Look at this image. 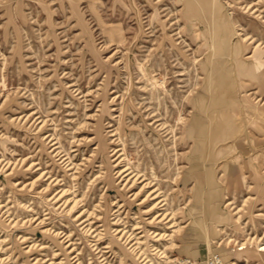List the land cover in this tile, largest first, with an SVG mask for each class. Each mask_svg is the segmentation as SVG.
Returning a JSON list of instances; mask_svg holds the SVG:
<instances>
[{"label":"rangeland","instance_id":"obj_1","mask_svg":"<svg viewBox=\"0 0 264 264\" xmlns=\"http://www.w3.org/2000/svg\"><path fill=\"white\" fill-rule=\"evenodd\" d=\"M264 0H0V264H264Z\"/></svg>","mask_w":264,"mask_h":264},{"label":"built area","instance_id":"obj_2","mask_svg":"<svg viewBox=\"0 0 264 264\" xmlns=\"http://www.w3.org/2000/svg\"><path fill=\"white\" fill-rule=\"evenodd\" d=\"M176 264H222L220 258L217 255L210 256L203 263H197L193 260L176 261Z\"/></svg>","mask_w":264,"mask_h":264},{"label":"bare ground","instance_id":"obj_3","mask_svg":"<svg viewBox=\"0 0 264 264\" xmlns=\"http://www.w3.org/2000/svg\"><path fill=\"white\" fill-rule=\"evenodd\" d=\"M258 251H264V246L263 247H260ZM214 256V255H213ZM219 257V256H218ZM220 258V257H219ZM186 260H189V259H186ZM186 260H183V261H186ZM221 260V259H220ZM222 263V262H221Z\"/></svg>","mask_w":264,"mask_h":264}]
</instances>
